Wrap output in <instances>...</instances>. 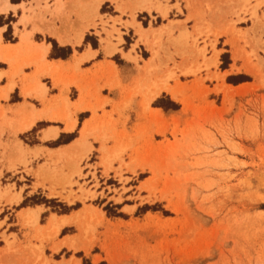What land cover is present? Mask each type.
<instances>
[{
    "label": "rangeland",
    "instance_id": "rangeland-1",
    "mask_svg": "<svg viewBox=\"0 0 264 264\" xmlns=\"http://www.w3.org/2000/svg\"><path fill=\"white\" fill-rule=\"evenodd\" d=\"M55 1L64 22L90 21L97 36L87 43L96 48L99 26L111 34L105 14L113 5L132 19L139 11L132 0ZM153 3L148 11L168 23L170 1ZM223 3L218 29L197 28L200 42L185 24L168 23L166 41L151 47L167 63H153L144 79L92 83L94 118L76 153L51 163L58 173L0 177V264H264V0ZM42 11L55 12L47 2ZM40 39L55 46L53 57L69 51ZM37 131L24 143L38 144ZM29 158L20 165L32 173ZM35 181L40 191L16 206L12 192ZM36 206L46 211L26 224L21 210ZM51 214L72 218L48 224Z\"/></svg>",
    "mask_w": 264,
    "mask_h": 264
},
{
    "label": "crops",
    "instance_id": "crops-1",
    "mask_svg": "<svg viewBox=\"0 0 264 264\" xmlns=\"http://www.w3.org/2000/svg\"><path fill=\"white\" fill-rule=\"evenodd\" d=\"M148 1L151 3L139 9L133 19L129 12L123 14L113 5V14H105L109 24L108 32L111 34L106 35L99 26L100 31L97 32L101 37L96 48L87 43L89 34L97 36L93 26L89 25L90 21L82 19L74 24L64 22L55 11L59 8L55 0H0V7L7 6L6 11H0V177L21 174L37 180L58 173L51 163L60 164L64 157L76 153L73 148L83 140V134L94 118L88 109V92L94 81L104 83L116 74L122 84L133 82L134 85L138 79L148 76L153 63H167L166 55L158 52V57L151 47L152 44L166 41L162 30L168 23L185 24L189 34L200 42V30L197 28H203L205 23H209L215 31L219 28L223 12L229 9L224 6V0H169L168 23L163 19L158 24V20H162L161 15L153 9L148 11L153 8L152 5L156 6L153 3L155 0ZM44 2L48 3L51 11H55L53 17L42 11ZM132 2L129 6L136 8V1ZM162 5L165 6L164 2ZM177 5L180 6V12ZM122 7L126 8L127 5ZM158 10L164 12L160 8ZM172 16L175 18L171 19ZM113 23L115 30L121 33L119 44L116 41L118 35L112 29ZM83 25H88V28L80 44H75L73 40L72 43L61 44L55 37L61 34L72 39L74 31ZM6 34L11 39H6ZM174 35L177 37L178 33ZM38 37H48L56 42L59 51H69L64 56L52 57L54 46L46 40H38ZM126 37H131L129 45ZM107 41L111 44H107ZM217 42L220 43V38ZM142 50L147 53V58H143ZM170 52L173 50L170 49ZM115 57H119V63L122 64H118ZM135 63H138L139 69ZM40 88H44L42 96L36 94L41 91ZM74 90L76 97L72 96ZM112 95L109 99L115 102L121 97L119 90H114ZM153 111L156 114L160 112ZM98 116L101 114L98 113ZM80 117L84 118L80 120ZM34 130H38L35 134L38 144H25L24 140L33 135ZM74 133H77L76 138L67 144L54 145L62 137ZM36 154L39 158L33 159L32 155ZM25 156H30L32 173H27L20 165ZM36 183L32 182L27 191L22 193L18 190L12 192L11 197L18 199L16 206L24 199V195L40 191V188H34ZM42 207H26L21 213H37L40 220L46 211ZM70 218L51 214L48 224L54 220L67 222Z\"/></svg>",
    "mask_w": 264,
    "mask_h": 264
},
{
    "label": "bare ground",
    "instance_id": "bare-ground-1",
    "mask_svg": "<svg viewBox=\"0 0 264 264\" xmlns=\"http://www.w3.org/2000/svg\"><path fill=\"white\" fill-rule=\"evenodd\" d=\"M136 1V7L137 9H143V8H146L147 7V4L149 3L148 0H135ZM100 4H98L96 6V10L97 8L99 7ZM7 10V6L5 5H2L0 7V11H6ZM82 15V14H81ZM83 16V15H82ZM83 20H85L84 18H82ZM87 28H88V25H83V26H79L75 31H74V36L73 38L71 39L69 36H66V35H55V37L58 39V41L61 43V44H67V43H72V40L75 44H80V42L82 41L86 31H87ZM235 57L236 58H240V55L237 53H235ZM170 74V73H169ZM41 91L38 92V94L40 96H42L44 94V89L43 88H40ZM162 89V88H161ZM164 90V89H163ZM155 95V94H154ZM150 97V96H149ZM152 100V99H151ZM150 100V101H151ZM84 135V134H83ZM81 144H77V147L79 146L80 147ZM25 222L26 224H29V225H34L37 223L38 221V215L37 213H33V212H28V214L25 215ZM66 222V221H65ZM59 226L60 225H55L54 226V234H57L58 233V229H59Z\"/></svg>",
    "mask_w": 264,
    "mask_h": 264
},
{
    "label": "trees",
    "instance_id": "trees-1",
    "mask_svg": "<svg viewBox=\"0 0 264 264\" xmlns=\"http://www.w3.org/2000/svg\"><path fill=\"white\" fill-rule=\"evenodd\" d=\"M13 1V0H12ZM8 34H6V39L8 38V36H7ZM54 51H55V46H54ZM52 57H53V55H52Z\"/></svg>",
    "mask_w": 264,
    "mask_h": 264
}]
</instances>
